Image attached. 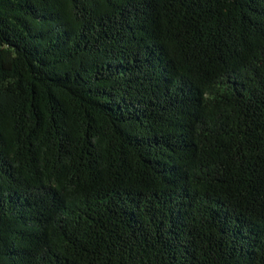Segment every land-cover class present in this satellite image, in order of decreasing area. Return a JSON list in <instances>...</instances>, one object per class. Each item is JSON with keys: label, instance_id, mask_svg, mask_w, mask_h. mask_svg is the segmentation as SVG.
<instances>
[{"label": "trees", "instance_id": "trees-1", "mask_svg": "<svg viewBox=\"0 0 264 264\" xmlns=\"http://www.w3.org/2000/svg\"><path fill=\"white\" fill-rule=\"evenodd\" d=\"M0 264H264V0H0Z\"/></svg>", "mask_w": 264, "mask_h": 264}]
</instances>
